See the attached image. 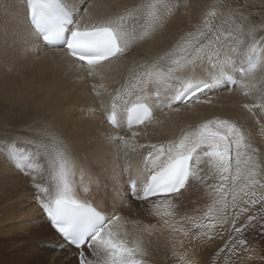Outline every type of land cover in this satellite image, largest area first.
<instances>
[{
	"label": "snow or ice",
	"instance_id": "obj_1",
	"mask_svg": "<svg viewBox=\"0 0 264 264\" xmlns=\"http://www.w3.org/2000/svg\"><path fill=\"white\" fill-rule=\"evenodd\" d=\"M94 7L89 0L83 4L79 0H26V15L38 43L63 51L74 65L87 69L86 77L103 79L102 70L107 65L125 56L135 42L152 38L166 26L179 10L180 0H138L104 16L96 15ZM229 15L239 23L217 26L211 17H220L208 13L171 48L135 63L121 86L109 93L106 121L117 133L123 121V129L131 136L117 134L112 139L139 155L135 169H124L129 185L125 199L148 205L150 214L169 229L173 249L177 243L183 247L185 239H223L215 230L229 225L227 239L217 251L231 264V258L240 252L252 251L244 233L257 222L264 227V154L254 146L252 133L218 115L181 129L178 137L162 143H139L137 138L142 134L132 131L153 120V97L157 110L179 112L181 104H211V99L199 98L205 90L223 86L232 91L238 87L248 95L246 89L256 87L248 78L264 58V36L256 39L252 31L255 26L250 25L247 34L252 41L234 60L226 53L246 31L244 21L248 18L240 10H230ZM92 87L96 96L101 95L98 88L108 92L103 83ZM243 107L259 117L257 123L264 135V104ZM44 131V140L38 136L17 137L6 141L3 149L9 164L32 177L39 208L62 241L77 250L78 264H146L148 249L142 235L129 240L128 233L122 231L120 215H105L79 198L69 179L75 169L70 145L54 129L45 127ZM134 140L136 143H129ZM21 142L32 145L34 151L26 152ZM41 159L50 169L47 187L36 183L33 174L40 168ZM193 182L211 189V203L201 215L181 216L177 221L173 201ZM151 227L155 226L139 231L151 235ZM177 264L197 262L181 252Z\"/></svg>",
	"mask_w": 264,
	"mask_h": 264
},
{
	"label": "bare ground",
	"instance_id": "obj_2",
	"mask_svg": "<svg viewBox=\"0 0 264 264\" xmlns=\"http://www.w3.org/2000/svg\"><path fill=\"white\" fill-rule=\"evenodd\" d=\"M83 2L84 0H79V3L83 4ZM134 2L138 0H89V3L95 6L93 12L98 16L113 14L119 11L120 7ZM202 3L203 0H180L179 10L162 30L150 39L135 42L125 56L113 61L102 70L103 79L100 77L93 79L86 77L87 69L74 65L71 58L64 52L47 48L37 42L27 23L26 0H0V148L3 149L6 141L17 137L31 139L38 136L44 140L46 139L45 127L54 129L66 143L73 141L70 143L76 144L77 149L74 148L75 152L72 154L75 163L72 175L75 176L76 173L78 175L75 176L76 182L73 179V184L78 190L79 198L94 204L105 215H120L124 222L122 231L128 233L129 240L142 235L144 246L148 249V255L145 257L146 264H177V255L181 252H186L189 258L196 260L197 264H228L224 256L211 252L213 241L189 242L185 239L183 247L177 243L173 249L169 232L165 231L162 238L165 242L163 240L150 242L139 231L144 227L138 226L137 221L136 223L133 218L126 216L121 211L122 206L121 210L116 208V205L122 201L120 190L125 195L129 187L124 169L128 166L135 169L139 163V155L133 153L131 148L116 143L112 139L117 134L131 136V132L123 129V121L122 129L117 133L105 119L110 103L109 93H114V90L121 86L135 63L150 60L163 53L181 36L193 30L194 25L200 24L202 7L205 5ZM83 14L81 12V15ZM259 27L252 29L256 39L264 36V28ZM250 43L251 41L248 44ZM235 49L242 50V48ZM236 51L230 49L226 55L238 60L240 57ZM231 74L235 75V73ZM248 79L256 85L254 88L246 89L250 95L252 94L251 97L244 96L243 91L238 87L232 91L222 87L214 92L205 90L204 93L198 94L201 100L214 101V107L211 106L213 102L209 105L193 104L187 107L181 104L179 112L170 109L161 112L157 110V102L153 97L150 101L155 113L153 120L146 125L133 128L132 131L142 134L137 138L139 143H162L178 137L181 129H185V126L190 125L191 122L197 125L208 119L205 116L218 111L222 116L225 115L224 118L236 123L246 122L252 138L256 143H261L262 153L264 152V135L261 134V125L257 123L259 117H253L243 105L264 104V58L261 59L253 76ZM101 83L105 85L108 92L98 88L101 95L96 96L92 86H98ZM254 111L259 113L260 109L256 108ZM156 121H162V123H156ZM261 124H264V120H261ZM129 143L134 144L136 141ZM20 146L26 148L32 145L21 142ZM71 149H73L72 145ZM88 157L91 161L94 160L93 163L100 164L105 171H101L97 168L99 166L96 167L94 164L93 167L86 165L84 160H88ZM14 170L7 158L0 156V171L4 172V176L9 179L8 182L14 184L15 188L20 178L16 175L19 173H13ZM99 170L105 174L100 175ZM197 186L198 188L192 190H189L190 186H188L182 191V195L179 196L182 205L187 206L190 202H197L199 196L204 197L199 189H206L205 185L199 183ZM85 189L89 191L85 192ZM19 192V196L15 195L17 197L14 201L18 205L22 203V194ZM106 192L108 193L106 197L110 195V201L114 202V205L111 203L112 206L109 208H106L102 201ZM20 208L18 217L8 221H15L19 225V230L24 232L25 229L31 233L36 232L37 236L33 240L47 242L50 245L42 248L44 250L41 249L44 254L39 256L37 254L39 264H76L74 255L77 254V250L62 241L39 205L29 201L26 205L20 204ZM220 229L218 226L215 231ZM8 230L14 231V229ZM158 245L162 250L164 249L161 250L162 252H158ZM242 254L245 255V252ZM247 254L248 252L245 256H248ZM238 257L231 258V264H237L240 261V256ZM244 259L246 260V257Z\"/></svg>",
	"mask_w": 264,
	"mask_h": 264
},
{
	"label": "rangeland",
	"instance_id": "obj_3",
	"mask_svg": "<svg viewBox=\"0 0 264 264\" xmlns=\"http://www.w3.org/2000/svg\"><path fill=\"white\" fill-rule=\"evenodd\" d=\"M202 4H205V5L202 7V13H201L200 20H202V18L205 15H207L208 13H216V15L218 17H220V19H216L215 17H211V19L213 20L214 23L217 24V26H220V24L224 23V26L227 27L228 25H234L235 23H239V21L236 20L235 18H230V15H229L230 10L243 11L245 16H247L248 19L246 21H244V27L246 26L245 27L246 31L244 33H241L240 39L238 41H235L234 45H230L229 49H228V51H229L230 49H232V47L239 48V49L242 48V50L240 49L239 51H236L238 53L239 57L243 55V50L245 49V45L248 44L249 41H252V39H251L252 37H250L247 34V29L249 28L248 25H254L255 27L260 26L259 28H264V0H203ZM202 14H203V16H202ZM231 20H233V21H231ZM254 91H256V90H254ZM248 95L251 97L252 94L250 95V92H249ZM244 96H246V95L244 94ZM212 102L213 103L211 106L214 107L215 103H214V101H212ZM216 109H214V110H216ZM212 114H214L215 116L218 114V116H221V117L225 116V115L222 116V114L218 113V111L213 112ZM212 114H208V116H205V117L206 118H212L214 116ZM238 124H239V122H238ZM239 125H241L246 131H250L249 127L247 126L248 124H246V122H242V124L240 123ZM190 126H195L194 122H191L190 125L189 124L186 125L185 128H188ZM251 129H254V128H251ZM70 142H73V141H70ZM70 142L67 144H69L70 147L72 145L73 149L74 148L77 149L76 144L74 145ZM253 143H254L255 147H257L259 150L261 149L260 150V152H261L263 149L261 147V143H256L254 139H253ZM27 145H29V144H27ZM23 149L26 152L34 151L33 146L26 147ZM73 149H72V154L75 152V149H74V151H73ZM0 151H1L0 156L6 157L4 149L0 148ZM263 153L264 152H262V154ZM72 157H73V155H72ZM89 157H88V160H86V159L84 160V161H86L85 164L87 163L86 165H88V166L90 165L89 167H93L94 165H96V167L99 166L97 168L101 169V171L104 170L100 164L98 165L96 163H93L94 160L91 161V159H89ZM43 160L44 159H41L38 161V163L40 164V168L35 170L33 174L36 177V180H37L36 183H39L42 186L47 187V186H49L50 179H51L50 169H48V167H47L46 160H44V161ZM10 166L13 168V170L15 169L11 164H10ZM14 171L15 172H13V173H15V174H16V172L19 173L16 175H17V177L20 178V179H18L19 181H17V182H19V183L16 184L15 188H14V184H11L10 181L8 182L9 179H7L4 176V172L0 171L2 173V175L0 173V264H39V259L36 258L37 254H38V256L44 254V251H41V249L49 247L50 245L47 242H42V241L36 242V240H33L34 237L37 236L36 232L31 233L29 231H26V229L24 232L23 230H19V225L16 224L15 221H13V220L8 221L9 219H12V218L16 219L18 217L19 209L21 210L20 204L26 205L27 202H29V201H31L32 203L33 202L37 203L36 199H35L36 189L33 186L32 177L31 176H25L22 172L17 171L16 169ZM6 172H9V171L6 170ZM104 174H105V172L100 173V175H104ZM76 175H77V173H76ZM73 176L74 175H70L69 178L72 177L71 178L72 180L71 179L70 180L72 182H74L73 179H75V182H76L77 177L75 178V176L74 177ZM21 182H22V184H21ZM208 183L212 184V183H215V181H208ZM198 184L199 183L193 182L189 185L190 187H188V189L192 190V189L198 188V186H197ZM20 186H21V188H20ZM24 187H26L27 189H25ZM19 188L22 192L19 190ZM205 188H206V186H205ZM15 189H17V190H15ZM199 190H200L199 192H201L200 194L203 195L204 197L200 198V196H199V199L197 200V202L196 201L190 202L189 204H187V206H184L180 203L181 197L174 199L173 203L176 205V208L174 209V211L176 213V220L177 221H179V217L183 216L184 214H186V215L190 214L188 216H194V215L199 216V215H201L202 211L206 210L205 207H207V205L211 203L210 200L212 198L209 195V192L211 191V189L200 188ZM14 191H15V193H14ZM18 192H19V194H22V198H21L22 203H20L19 205L14 203L16 197L19 196ZM15 195H17V196H15ZM106 195H108L107 192L104 193V199H102V201L104 202L105 207L107 206L106 208H109V206L111 207L114 202L112 203L110 201V195L108 197H106ZM120 196H121L120 198L122 201H121V203H119L120 205L115 204L116 208H118L119 210H121V208H122L121 211L126 216L133 218L135 220V222L137 221L138 223L137 222L136 223L138 226H141L144 228H145V226H153V225L155 226V227L150 228L151 235H149L148 232H143L145 239L148 238V240L150 242H152V241L155 242L157 240L158 241L163 240L165 242V239H162L163 233L165 231L169 232V229L166 230V228L162 225V223L159 221V219L150 214L149 207L145 204L142 205L138 201H133L131 199H125V195L121 190H120ZM190 204H192V205H190ZM191 208H193V210ZM190 211L193 213H191ZM181 214H183V215H181ZM177 217H178V219H177ZM142 224H143V226H142ZM179 225L180 224H177L178 227H179ZM16 226H17V228H16ZM227 226L230 227L229 225H224L223 228L220 227L221 229L216 231V232L222 233V235L224 237L223 239L211 240V241H213V244H212V247L211 248L209 247V248L212 250L211 252H213L214 254L216 253L218 255H222L217 251V249L220 246H222L225 243V240L227 239V235H228L226 232V229L228 228ZM8 229H14V231H16V232H14L13 230H8ZM6 230L8 231V233H6L7 232ZM145 235H147V236H145ZM156 236L159 238H157ZM244 238L247 240L248 247H250L252 249V251L248 252V254H247L248 256H245L246 252H245V255L242 254L244 252H240V255H239L240 261L239 262L241 264H264V227L261 226V223H259V222L254 223V225L252 227H250L244 233ZM159 249H160V251H159ZM42 250H44V249H42ZM157 250H158V252H162L164 249L162 250L160 248V246L158 245ZM254 253H255V255H254ZM243 255L246 257V260L244 259L245 257ZM253 256H255V257H253ZM74 257L76 258V261H77L76 264H78V254H75ZM247 257H249V258H247ZM237 258H239V257H232V259H237Z\"/></svg>",
	"mask_w": 264,
	"mask_h": 264
}]
</instances>
